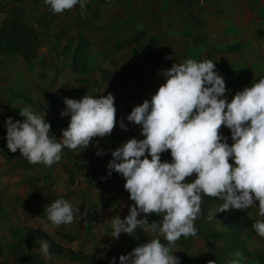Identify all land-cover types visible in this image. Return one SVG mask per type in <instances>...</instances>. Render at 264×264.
<instances>
[{"label": "rangeland", "instance_id": "rangeland-1", "mask_svg": "<svg viewBox=\"0 0 264 264\" xmlns=\"http://www.w3.org/2000/svg\"><path fill=\"white\" fill-rule=\"evenodd\" d=\"M17 5L24 8V19L41 32V39L31 64L20 55H0V251L4 252L0 264H19L13 247L21 240L29 250L27 227L43 229L66 249L86 257L85 260H72L68 252L47 257L54 264H109L113 256L119 262L120 255L131 252L128 239L139 231L148 237V241L158 238L166 243L162 234L139 228L130 235L122 233L118 241L111 237L110 219L119 215L123 220L134 202L124 188L126 181L121 174L113 172L106 180L101 177H107L106 166L112 159L111 150L133 137L143 139L141 127L127 121L126 116L165 83L160 74L163 70L150 66V56L143 47L156 38L155 43L165 47L164 58L173 57L165 59L167 69L173 63H183L187 59L208 60L210 49L205 45L195 47L193 40L199 28L190 23L185 8L176 0H86L84 8L77 4L60 14L52 13L44 0H0V28L9 11ZM96 9H99L101 19L93 24L103 29L99 34L93 30L92 23H85L90 27L88 29L77 24L92 18ZM193 12L202 19L204 26L210 23L220 33L216 43L210 42L209 46L220 50L213 56L215 70L225 79L230 102L238 91L264 78V1L204 0L193 8ZM38 20L41 21L39 25ZM74 28L77 32L71 36ZM81 32L89 33L91 41L107 50L101 54L95 45L85 56L89 63L87 70L76 73L73 55ZM142 32L144 36L139 44H133L134 38ZM59 33L67 38L61 43L57 40ZM3 44L7 45L6 42ZM231 46L234 47L232 50ZM236 47H240L237 52ZM108 93L115 98L116 126L110 135L93 138L86 149L82 146L75 150L65 147L61 160L50 167L39 163L22 168L19 165L23 158L20 151L13 153L6 147L5 120L7 117H12L13 122L25 119L20 116V109L30 106L34 112L42 114L40 110L47 104L46 121L51 124L50 135L60 139L61 129H66L70 120L60 116L66 107L64 98L80 100L87 94L99 98ZM121 119H124L127 131L119 127ZM220 132L229 137L231 145L230 130L222 126ZM97 141L107 154H95L97 149L93 145ZM74 159L95 165V168L73 169ZM161 159L162 162H171L170 150L162 153ZM229 163L233 161L230 159ZM94 171L97 174L91 177L89 172ZM195 178L193 173L186 182ZM59 198L66 199L73 206L71 224L57 226L47 219L45 209ZM219 202L223 203L219 198L202 197L201 213L194 221L197 233L195 236H181L171 245L174 255L188 257L181 264H208L210 254L214 256V264H231L234 259L239 264H264V237L252 230L253 223L264 220V216L258 215L256 207L229 210L241 214L243 239L249 254L235 251L229 246L231 235L224 224L228 214L220 212L216 218L208 220L209 214L215 213L219 207ZM256 203L258 206V201ZM151 219L152 214H148L149 223ZM211 234L212 247L209 248L207 236ZM236 253L240 256L237 257Z\"/></svg>", "mask_w": 264, "mask_h": 264}, {"label": "clouds", "instance_id": "clouds-1", "mask_svg": "<svg viewBox=\"0 0 264 264\" xmlns=\"http://www.w3.org/2000/svg\"><path fill=\"white\" fill-rule=\"evenodd\" d=\"M44 3L52 13L60 14L77 4L84 8L86 0ZM215 69L212 60L173 63L160 73L165 83L126 116L141 127L143 139L133 137L111 150L107 177H101L106 180L113 172L121 174L134 202L123 220L119 215L110 219L111 237L118 241L122 233L130 235L139 228L162 234L168 246L158 238L150 239L120 255L119 264H181L170 246L181 236L196 235L194 221L201 213L204 196L223 201L209 214V221L217 213L251 207L264 216V78L238 91L229 102L225 79ZM63 103L66 107L60 116L70 120L68 127L61 129L62 138L50 135L47 104L40 110L42 114L26 106L19 112L26 118L23 122H13L12 117L5 120L6 147L13 153L19 150L31 164L50 167L61 160L63 148L86 149L93 138L110 135L116 126L117 109L111 93L99 98L89 94L80 100L64 98ZM222 126L230 130L231 145L229 137L220 132ZM119 127L128 130L124 119ZM93 146L97 156L107 154L98 141ZM169 150L172 161L162 162L161 154ZM193 173L194 181L186 182ZM45 211L53 225L74 220L73 206L64 198L56 199ZM152 213L163 214L162 219L149 223L148 214ZM141 214L145 215L138 219ZM252 230L264 237V220L253 223ZM49 249V242L42 240L40 251L46 258ZM109 264H117V257ZM231 264L239 261L234 259Z\"/></svg>", "mask_w": 264, "mask_h": 264}, {"label": "trees", "instance_id": "trees-1", "mask_svg": "<svg viewBox=\"0 0 264 264\" xmlns=\"http://www.w3.org/2000/svg\"><path fill=\"white\" fill-rule=\"evenodd\" d=\"M178 4H181L187 13L188 19L190 20V23L195 28H200L204 26V22L202 19L195 15L193 12V8L197 6L201 0H176ZM264 1V0H263ZM102 5V2L100 1V5ZM93 17L87 19L85 22L77 24L79 26H84L87 29L90 28L86 22L92 23V28L94 31L98 32L101 30L100 25L95 26L93 22L99 21L101 19L100 11L99 9L93 10ZM25 10L21 5L14 6L7 16V18L4 20L1 28H0V41H5L8 43L9 46H5L3 43H0V54L3 53H13L15 55L22 56L25 61L28 64H31L34 58L36 57V50L38 48V44L41 39V32H39L36 27L30 25L25 19ZM79 17V16H78ZM41 23L40 20H38V25ZM45 24V23H44ZM47 24V23H46ZM144 36V33H140L134 38V43H138L139 40ZM65 38L62 33H59L57 36L58 42L63 40ZM197 39L204 44L206 47H208L210 50L207 53L208 60H212L214 63V55H217L220 53V50L217 47L210 48V41H206L205 37H197ZM156 38H152L145 46L143 47V50L145 53L150 56V65L154 68H168L167 65L164 62V59L162 57V53L165 50V47L163 45H159V43H155ZM139 44V43H138ZM152 44H155V47H152ZM90 47V43L87 41V39L83 36H80L78 38L77 46L74 50L73 55V70L76 73L83 72L87 70V64L85 61V51ZM234 47L231 46L230 49L232 50ZM240 50V47H236L235 52ZM213 53V54H212ZM222 75V73H221ZM26 119V118H25ZM24 119L21 121L23 122ZM73 162V169H89L91 167L95 168V165H90L89 163H79L78 160L74 159ZM19 165L22 168H28L31 167L33 164L29 163L26 159L22 158ZM74 171V170H73ZM92 176H95L97 174V171L89 172ZM89 176V175H88ZM187 179V178H186ZM219 206L222 205L221 202H219ZM202 209V208H201ZM226 214H228L227 218L224 219V224L226 225L230 235L231 240L230 241V247L232 250L235 251H243L246 254H249L248 247L246 245V242L244 241V230L242 228L241 224V214L239 212H230L226 211ZM144 217V216H143ZM161 219L160 214L152 213V219L151 223L153 221H159ZM140 230V229H139ZM213 234L207 236L208 240V247H212V243L210 242V238ZM26 237L28 239V246L29 250L25 248L23 245V241L19 240L15 242L13 251L14 254L17 256V260L19 264H54L52 260L45 258L41 252H40V242L42 240H47L50 244L49 249V255L51 257L53 256H62L66 252H68L71 255L72 260H85L86 257L81 253H76L72 249H66L65 246H63L60 243H57L52 239V237L47 234L46 231H44L41 228H26ZM71 240V239H70ZM129 245L131 246V251L139 246L140 244H144L148 241V237L146 235H142L139 232L134 233L129 239ZM162 243V240H160ZM168 246V242L166 241ZM31 250V251H30ZM4 252L0 251V256H3ZM181 262L185 259H188L185 255H181L180 257ZM210 261L214 262V256L213 254H210ZM119 264V262H117Z\"/></svg>", "mask_w": 264, "mask_h": 264}, {"label": "crops", "instance_id": "crops-1", "mask_svg": "<svg viewBox=\"0 0 264 264\" xmlns=\"http://www.w3.org/2000/svg\"><path fill=\"white\" fill-rule=\"evenodd\" d=\"M261 1H263V0H261ZM205 20V19H204ZM207 29H209V30H207ZM77 32V28H74L73 30H71V36H73L72 35V33H76ZM101 32H103V29H101V30H99L98 32H95V33H97V34H99V33H101ZM57 33V32H56ZM91 33V32H90ZM93 33V32H92ZM220 33H217V31L212 27V25L209 23L208 25H206V26H203V27H200L199 28V33H195L194 34V42H195V47H199L200 45H202V46H204V44H202L198 39H197V37H200V36H202V37H205V39H206V41L208 40V41H210L211 43H216V40H217V38H218V36L217 35H219ZM80 36H83V37H85L86 39H87V41L90 43V47L85 51V56H86V54H87V51H89V50H91L93 47H95V45L98 47V49L101 51V54H104L105 52L104 51H106L107 49L105 48V47H103L102 45H100V44H95L93 41H91L89 38H88V36H89V33H85V34H83L82 32L80 33V35H79V37ZM65 37H66V35H65ZM78 37V38H79ZM67 39V38H66ZM66 39H63V40H61L60 41V43L61 42H63V41H65ZM5 41H0V43H4ZM7 43V42H6ZM133 44H135L134 42H133ZM6 46H9L8 45V43H7V45ZM77 46V45H76ZM76 48V47H75ZM109 49H111V48H109ZM164 52V51H163ZM100 54V55H101ZM0 55H2V54H0ZM162 56H163V59H164V62H165V64H166V61H165V58H164V53H162ZM217 59H218V57H217ZM216 59V60H217ZM87 60V59H86ZM87 63V67L89 66V63H88V61H86ZM149 64H150V62H149ZM108 65V64H107ZM106 64H105V66H107ZM151 66V65H150ZM154 68V67H153ZM156 69H161V68H156ZM164 69H167V68H162L161 70H164ZM162 72V71H161ZM221 129H222V127H221ZM34 165H36V164H34ZM41 252V251H40ZM41 254L44 256V254L41 252ZM50 256V255H49ZM48 256V257H49ZM45 257V256H44ZM46 258V257H45ZM50 258V257H49ZM48 258V259H49Z\"/></svg>", "mask_w": 264, "mask_h": 264}, {"label": "built area", "instance_id": "built-area-1", "mask_svg": "<svg viewBox=\"0 0 264 264\" xmlns=\"http://www.w3.org/2000/svg\"><path fill=\"white\" fill-rule=\"evenodd\" d=\"M204 2V0H201L200 3L202 4Z\"/></svg>", "mask_w": 264, "mask_h": 264}]
</instances>
